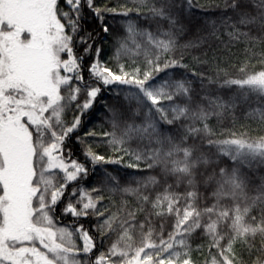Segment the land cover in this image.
Instances as JSON below:
<instances>
[{
    "label": "snow or ice",
    "instance_id": "obj_1",
    "mask_svg": "<svg viewBox=\"0 0 264 264\" xmlns=\"http://www.w3.org/2000/svg\"><path fill=\"white\" fill-rule=\"evenodd\" d=\"M0 264H264V0H0Z\"/></svg>",
    "mask_w": 264,
    "mask_h": 264
},
{
    "label": "trees",
    "instance_id": "obj_2",
    "mask_svg": "<svg viewBox=\"0 0 264 264\" xmlns=\"http://www.w3.org/2000/svg\"><path fill=\"white\" fill-rule=\"evenodd\" d=\"M107 55H108V53L106 52L105 56H107ZM209 55H211V53H209ZM68 118L69 119L71 118V113H69V117ZM241 122H243V121H241ZM196 243H199V240H196ZM196 255L201 259V261L203 260V256L202 255H200L199 253H197Z\"/></svg>",
    "mask_w": 264,
    "mask_h": 264
}]
</instances>
